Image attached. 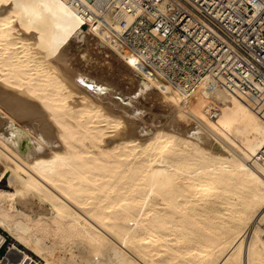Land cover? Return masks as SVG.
I'll return each mask as SVG.
<instances>
[{
	"label": "bare ground",
	"instance_id": "bare-ground-1",
	"mask_svg": "<svg viewBox=\"0 0 264 264\" xmlns=\"http://www.w3.org/2000/svg\"><path fill=\"white\" fill-rule=\"evenodd\" d=\"M58 1L0 0V264L35 263L17 243L44 264H264V105L185 92ZM93 45L134 91L81 69Z\"/></svg>",
	"mask_w": 264,
	"mask_h": 264
},
{
	"label": "built area",
	"instance_id": "built-area-1",
	"mask_svg": "<svg viewBox=\"0 0 264 264\" xmlns=\"http://www.w3.org/2000/svg\"><path fill=\"white\" fill-rule=\"evenodd\" d=\"M68 1L95 25L118 22L126 46L185 92L207 81L264 105V0ZM9 254L6 235L0 262Z\"/></svg>",
	"mask_w": 264,
	"mask_h": 264
},
{
	"label": "rangeland",
	"instance_id": "rangeland-1",
	"mask_svg": "<svg viewBox=\"0 0 264 264\" xmlns=\"http://www.w3.org/2000/svg\"><path fill=\"white\" fill-rule=\"evenodd\" d=\"M58 1V0H57ZM59 2V1H58ZM65 10V9H64ZM66 11V10H65ZM96 46V47H94ZM93 47V48H92ZM92 47L89 48V51L87 53V55H89L88 57L90 58L89 62L87 63H83V66H81V69L85 70L87 69L88 73H91V75L99 77V78H104V81L109 80L108 82L110 83H114V79L112 78L111 75H113V77L116 76L117 82L119 83H114V85L118 86L122 91L129 93L134 91V89L136 88V81H133L132 79H130V77L127 74V72L125 71V69L122 67L121 63L119 62V60L114 57L113 55L109 54L107 52V54H105V52H103L102 50L97 49V45H93ZM78 54H76V57ZM110 56V57H109ZM96 58V59H95ZM82 59V58H81ZM104 61V62H102ZM117 62V63H115ZM89 63H90V67H89ZM92 63V64H91ZM109 63V65H108ZM120 63V64H119ZM111 64V65H110ZM120 65V66H119ZM105 68V70L102 68ZM110 66V67H109ZM83 67V68H82ZM101 67V69H100ZM89 68V69H88ZM99 68V69H98ZM104 70V71H103ZM112 70V71H110ZM116 70V71H115ZM99 71V72H98ZM103 71V72H102ZM114 71V72H113ZM102 72V73H101ZM109 73L108 75L106 73ZM99 73V74H98ZM117 73V75H116ZM101 74V77H100ZM98 75V76H97ZM107 75V77H106ZM110 75V76H109ZM119 75V76H118ZM118 76V77H117ZM127 76V77H126ZM111 77V78H110ZM109 78V79H107ZM127 78V79H126ZM118 84V85H117ZM151 98V99H149ZM147 99L148 103H150L152 99V97H149ZM146 101V102H147ZM151 104V103H150ZM149 104V105H150ZM161 108H164L163 106ZM157 109V108H156ZM148 115V114H147ZM177 119H179L178 121H182L181 123L184 122V119L180 118L177 116ZM6 184H8L7 179H4V183L2 185V188L4 189H8L6 187ZM4 232V231H2ZM5 233V232H4ZM7 236L8 234L5 233ZM8 242H9V247L10 245L14 242L9 236H8ZM18 247L21 248L22 250L26 251L29 255L32 256L33 260L35 261V263L33 264H44V259L41 256H38L36 254H34L32 251L26 249L23 245L18 244ZM78 249H77V253H78ZM58 252V254H57ZM61 252V251H60ZM59 250L55 251L54 256L60 255L62 254V252L60 253ZM81 261L80 257H77V264H79Z\"/></svg>",
	"mask_w": 264,
	"mask_h": 264
}]
</instances>
